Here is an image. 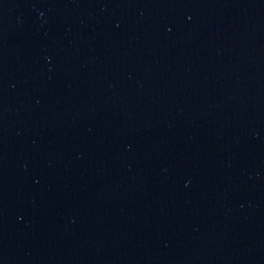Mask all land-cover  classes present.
<instances>
[{
  "label": "water",
  "instance_id": "water-1",
  "mask_svg": "<svg viewBox=\"0 0 264 264\" xmlns=\"http://www.w3.org/2000/svg\"><path fill=\"white\" fill-rule=\"evenodd\" d=\"M0 264H264V0H0Z\"/></svg>",
  "mask_w": 264,
  "mask_h": 264
}]
</instances>
